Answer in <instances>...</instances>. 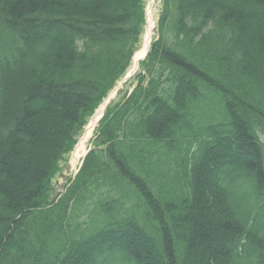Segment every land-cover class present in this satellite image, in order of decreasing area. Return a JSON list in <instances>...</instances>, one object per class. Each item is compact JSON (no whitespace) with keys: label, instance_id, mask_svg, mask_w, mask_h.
<instances>
[{"label":"trees","instance_id":"1","mask_svg":"<svg viewBox=\"0 0 264 264\" xmlns=\"http://www.w3.org/2000/svg\"><path fill=\"white\" fill-rule=\"evenodd\" d=\"M0 0V264H264V0Z\"/></svg>","mask_w":264,"mask_h":264},{"label":"bare ground","instance_id":"2","mask_svg":"<svg viewBox=\"0 0 264 264\" xmlns=\"http://www.w3.org/2000/svg\"><path fill=\"white\" fill-rule=\"evenodd\" d=\"M153 1L154 0H150L149 7H151V4L153 3ZM153 31H154V21L152 19V12L150 11V8H148L146 12L145 32L142 36V41H141L139 49L133 55L132 63L125 75L126 78L128 77L129 79L130 76H133L135 72L138 70L139 64L146 56L148 49L150 47V44L152 42ZM123 84L124 83H119L118 86L114 90L111 91V93L105 99L104 103H102L99 106V108L96 110L94 115L88 121L87 125L84 128V133L82 137L78 141V144L76 145L75 149L73 150L71 154V161H70L71 167L76 166L78 162L81 160V158L84 157V155L86 154V145L88 144V141L91 138L101 116L103 115L107 105L116 96L118 89L121 86H123Z\"/></svg>","mask_w":264,"mask_h":264},{"label":"rangeland","instance_id":"3","mask_svg":"<svg viewBox=\"0 0 264 264\" xmlns=\"http://www.w3.org/2000/svg\"><path fill=\"white\" fill-rule=\"evenodd\" d=\"M147 4H148V0H144V11H145V13H146V5ZM153 10H154V14L152 16V19L154 21V31H153V38H154V36H155V28H156V24H157V21H158V18H159L160 10H161V4H160V1L159 0H155L154 1ZM145 26H146V23H145ZM145 26L143 28V34L145 32ZM143 34H142V36H143ZM142 36H141L140 42H139L138 47H137L138 49H139L140 44H141V41H142ZM131 63H132V61H131ZM131 63H130V65H131ZM129 67H128V69H129ZM128 69H127V71H128ZM138 73H139V67H138V70L135 72V74L124 82L123 86L120 88L119 92L116 93V96L111 100L110 103H113V104L114 103H117L120 100V98L126 92H129L132 89V87L134 85V80L133 79H134L135 75L138 74ZM125 75H126V73H125ZM124 76L117 82L116 87L118 86L119 83H122L123 82L122 79L124 78ZM110 93H111V91L108 93V95ZM108 95H107V97H108ZM105 99L101 102V104L105 101ZM99 106L95 109V111L93 112V114L88 118L87 123L90 120V118L94 115V113L96 112V110L99 108ZM101 118H102V116H101ZM87 123H86V125H87ZM97 127H98V124H97V126H96V128H95V130H94V132H93V134L91 136V138L89 139L88 144L86 145V152L89 151V149H90V146H91V143L93 141V137H94V134H95V131H96ZM83 133H84V129H83L82 134L78 138L79 140L82 137ZM76 144H78V142ZM70 161H71V153L68 154V155H66V157L64 158V160L61 162V164L59 166V173L55 176V178L52 181V186H53V193L52 194H53V196L55 194H58L59 192H61L63 190L62 188L67 184V182L71 178H73V176L75 175V173L77 172V170L79 168V165H80L81 160L78 162V164L76 166H73V167L70 166Z\"/></svg>","mask_w":264,"mask_h":264},{"label":"built area","instance_id":"4","mask_svg":"<svg viewBox=\"0 0 264 264\" xmlns=\"http://www.w3.org/2000/svg\"><path fill=\"white\" fill-rule=\"evenodd\" d=\"M155 1V0H154ZM154 1H153V3L151 4V7H149L150 6V0H149V2H148V8H150V11L152 12V16H153V14H154V10H153V5H154ZM160 1V0H159ZM147 8V9H148Z\"/></svg>","mask_w":264,"mask_h":264},{"label":"water","instance_id":"5","mask_svg":"<svg viewBox=\"0 0 264 264\" xmlns=\"http://www.w3.org/2000/svg\"><path fill=\"white\" fill-rule=\"evenodd\" d=\"M147 53H148V52H147ZM146 55H147V54H146ZM145 57H146V56H145ZM145 57H144V58H145ZM130 77H131V76H130ZM127 79H128V77H127V78L125 77V78L123 79V81L125 82ZM124 82H122V83H124ZM119 87H120V86H119ZM119 87H118V88H119ZM121 87H122V86H121ZM121 87H120V88H121ZM120 88H119V89H120ZM119 89H118V90H119Z\"/></svg>","mask_w":264,"mask_h":264}]
</instances>
